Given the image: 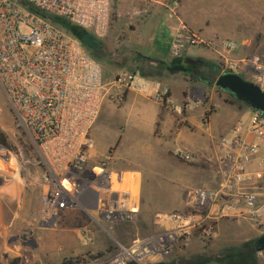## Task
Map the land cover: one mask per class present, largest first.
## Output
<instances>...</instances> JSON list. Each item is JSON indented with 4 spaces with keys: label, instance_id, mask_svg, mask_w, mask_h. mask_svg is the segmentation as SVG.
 <instances>
[{
    "label": "built area",
    "instance_id": "built-area-1",
    "mask_svg": "<svg viewBox=\"0 0 264 264\" xmlns=\"http://www.w3.org/2000/svg\"><path fill=\"white\" fill-rule=\"evenodd\" d=\"M178 7L174 1L171 17L178 18ZM43 14L104 39L110 30L111 0H0V85L18 127L32 136L47 168L42 197L45 223L51 224L64 211H79L111 236L118 226L136 221L140 201L137 179L133 185L127 173L111 169L107 161H91L90 134L104 102H122L126 93H135L148 95L176 114L183 113V106L172 103L169 87L140 72L122 70L113 81L104 82L100 64L80 41ZM187 47L217 51L223 74L248 77L264 91V62L259 56L233 62L236 43L204 40L181 24L171 57L181 59ZM247 132L251 141L243 138L245 127L237 123L222 141L229 151L219 158L223 183L218 191L190 192V211L161 216V233L137 238L129 246L114 241V254L80 264L164 262L177 248H187L196 233L199 239L213 241L214 217L219 215L247 216L264 228V192L229 198L234 187L249 179V165L264 154V112L252 110ZM220 200L227 201L220 206Z\"/></svg>",
    "mask_w": 264,
    "mask_h": 264
},
{
    "label": "rangeland",
    "instance_id": "rangeland-1",
    "mask_svg": "<svg viewBox=\"0 0 264 264\" xmlns=\"http://www.w3.org/2000/svg\"><path fill=\"white\" fill-rule=\"evenodd\" d=\"M204 11L209 16L207 25H212L214 8L207 7ZM176 14H178V9ZM43 15L52 21H57V18L52 15ZM133 16L136 17L128 11L120 12L117 0H111V24L108 35L104 39H96L89 33L91 43L86 44L85 50L100 64L107 81L114 80L122 70L149 74L153 68L142 59L145 57L144 53H156L165 58V52L170 51L175 41L171 27L162 24L155 30L150 45L139 48L136 33L139 24ZM58 22V24L70 26L64 20H58ZM259 25V29H254V23L250 26L249 32L253 37L247 42L250 43L251 48V55L248 57L259 56L262 59L264 57V16L261 17ZM58 28L64 30L60 26ZM191 48H196L198 51L211 50L203 47H187L186 51ZM212 62L205 58L196 59V66H199L202 71L201 77L180 75L186 81L180 103L183 106V112L186 114L201 112L205 127H208L210 118L215 116L219 103L230 104V101H234L229 91H220L215 86L218 75L210 66L214 65ZM218 67L223 69L220 59ZM244 79L249 81L248 77ZM180 83L183 82L180 81ZM186 98L190 100L186 101ZM109 104L111 107L102 116L112 121L110 126L113 125L114 129L122 131L124 127L118 125L116 120L123 111L133 110L135 103L126 93L122 102L110 101ZM232 105L248 109L244 104ZM98 120L99 117L95 125ZM187 128L191 126L187 125ZM0 131L6 136L11 146V149H8L0 145V264H80L89 261L93 257L90 255L92 249L79 242L76 226H89L97 234L96 247L103 248L104 252L97 251L93 259L100 255L108 257L116 252L114 241L128 245L137 238L142 239L159 234L163 230L161 227L163 224L159 219L161 216L188 213L190 211V199L188 198L190 190L201 188L213 191L223 183L219 165V158L222 155L219 151L212 154L209 149L198 151L199 153L175 150L170 148L168 141L162 145L160 150L155 151L154 155L158 157L152 159L149 166L145 165L142 168L144 172L142 176L126 174V178H131L130 182L133 185L136 183L135 179L138 182L140 208L133 224L118 226L110 236L100 227L95 226L86 214L79 211L66 213L67 215L59 213L51 224H47L42 201L46 189L44 177L47 168L43 164V159L32 136L18 127L13 107L1 85ZM170 138L171 136L166 137L167 140ZM116 149L117 147L111 152ZM130 152V150L125 152V157L120 163L130 162ZM146 154L147 152H144L145 156ZM92 159L95 163L106 161L104 157L96 156ZM111 166L113 167L112 164ZM225 201L227 200H220L218 203L221 206ZM215 217L219 218L214 221L217 225L216 238L210 243L209 249L204 250L203 255L211 254V251L215 249L220 251L223 247L237 246L245 241L253 240L248 238V232L254 226L249 220L237 221V219L220 215ZM65 226L71 228L67 229ZM257 228L262 234L264 233V228ZM67 238L72 239L73 247H64L63 241ZM193 243L199 244V249L204 248V245L197 239ZM72 249H77L78 253H69L68 251ZM187 249L191 250V246L183 250L177 248L167 263L190 258L189 250L187 256L183 253ZM195 253L192 256L198 255L199 251ZM259 257L261 263L264 264V253L259 254Z\"/></svg>",
    "mask_w": 264,
    "mask_h": 264
},
{
    "label": "crops",
    "instance_id": "crops-1",
    "mask_svg": "<svg viewBox=\"0 0 264 264\" xmlns=\"http://www.w3.org/2000/svg\"><path fill=\"white\" fill-rule=\"evenodd\" d=\"M173 2L174 0H117V7L120 12L126 13L128 11L136 15V17L133 16L135 17L133 19H136L139 24L136 29L139 48L150 45L154 37L153 34L160 25L164 24L171 27L173 39H176L181 24H184L191 33L198 35L204 40L232 41L236 43L237 48L231 56V61L233 62L240 61L251 55L250 43L247 42L253 36L250 34L249 29L253 23L255 24L254 29L260 28L259 23L261 17L264 16V0H180L178 3V18H175V20H173L174 17L170 16ZM207 7L214 8L212 25H207L209 16L204 11V8ZM172 40L171 42H173ZM191 49H194V51H191ZM191 49L186 51L182 58L177 61L171 57V48L170 51L167 50L165 52V58L160 57L156 53H144L145 55H143L157 61L166 62L171 66L195 62L198 58H205L213 61L212 64L214 65L210 66L214 68L218 77L223 74V71L218 67V60H222L217 51ZM262 61L264 62V57ZM220 66L222 67V65ZM145 78L149 81H158L164 86L169 87L172 103H181L186 85L183 76H180V74L170 75L166 71L153 69L149 73V76H145ZM180 81L183 83L181 84ZM127 95L135 103L134 109L123 111L116 120V123L122 128L124 127V129L122 131L117 128L114 129L113 125L110 126L112 121L110 122L108 118L105 119V116H102L111 107L110 101L106 100L101 108L99 120L90 134L93 145L90 150L91 161L96 156L104 157L108 166L113 170L142 176L144 173L142 168L145 165L149 166V162L158 157L154 155L155 151L160 150L162 145L168 141L170 148L175 150L199 153L198 151L209 149L212 154L215 151H219L223 155L229 151V147L225 146L222 141L231 135L234 125L237 123H241L245 127L243 138L249 141L252 140L247 132L252 116L250 108L244 109L227 102L219 103L215 116L210 118L208 127H205L202 122L201 112L176 114L161 107L148 95L135 93H127ZM187 125H190L191 128H187ZM167 136H171V138L167 140ZM115 147L117 149L111 152ZM128 150L131 151L130 162L127 164L120 163L122 158L125 157V152ZM144 152H147L146 156ZM262 157H264L263 153L249 165V179L231 190L230 200L241 192L258 194L264 192V160H262ZM146 160L147 162H145ZM220 187L217 190L205 191L215 192ZM197 190L204 189L190 190L188 198L190 192ZM216 210L217 208L213 212L215 213ZM69 212L76 211H64L61 214L65 215ZM225 218L237 219V221L249 220L251 222L250 218L243 215H232ZM214 219L218 220L219 218L214 217ZM65 227L67 229L71 228L70 226ZM161 227L163 228V225ZM75 228L79 242L83 246L92 249L90 252L91 256L94 257L97 251L102 252L104 250L103 248L98 249L96 247L97 234L92 231V228H89V226H76ZM260 234H262L261 231L254 225L248 232V238L254 239ZM193 241L189 245V247L191 246V250L187 249L183 251L184 255L187 256L188 250L190 251V254H188L190 256L196 254L195 252L198 251V255H203L204 249H199V244H195ZM63 242L64 247H73L71 238L70 240L67 238ZM130 244L125 246H129ZM68 252L78 253V250L72 249V251L69 250Z\"/></svg>",
    "mask_w": 264,
    "mask_h": 264
},
{
    "label": "trees",
    "instance_id": "trees-1",
    "mask_svg": "<svg viewBox=\"0 0 264 264\" xmlns=\"http://www.w3.org/2000/svg\"><path fill=\"white\" fill-rule=\"evenodd\" d=\"M174 1L179 3L180 0H174ZM58 20L60 21L63 19L57 18V21L53 20L52 22L54 23L55 26L57 27L60 26L61 28L65 30L66 33H68L69 35L79 40L82 46L84 47V49L86 48V44L91 43L89 32L82 30L74 25H71L67 21H66L67 25H70L71 27L66 26L64 24L63 25L58 24L59 23ZM142 59L148 62L154 70H159V71L163 70L169 73L170 75L180 74V75H184L185 77H188V76L195 77L196 75L200 76L202 74V71L199 69V66H196L195 62L177 64V65L171 66L166 62L157 61V60H154L148 57H142ZM142 75L144 77L149 76V74L145 75V73ZM103 80L104 82H107V83L113 81V80L107 81L104 78V76H103ZM219 90L224 91L221 89ZM230 94L234 98V101H230V104H235V103L243 104L239 102L232 93ZM0 145H2L5 148L11 149V146L9 145L6 136L1 131H0ZM213 225H214L215 231H217L216 223L214 222ZM195 236H196V239L199 240V242H201L204 245V248H203L204 250L209 249V245L212 241H207L205 239L197 238L198 233H196ZM255 240L256 239L245 241L237 246L223 247L220 251L214 248L215 250L211 251V254L190 256V258L188 259L183 258L182 259L183 261H181L180 259V262H182V264H262L259 254L256 253L253 248V244ZM100 257L101 255L98 256V258ZM180 262H178L177 260H174L172 262L167 263V260H166L164 262H160L157 264H181ZM148 264H154V263H148Z\"/></svg>",
    "mask_w": 264,
    "mask_h": 264
},
{
    "label": "water",
    "instance_id": "water-1",
    "mask_svg": "<svg viewBox=\"0 0 264 264\" xmlns=\"http://www.w3.org/2000/svg\"><path fill=\"white\" fill-rule=\"evenodd\" d=\"M215 86L221 90L229 91L239 102L251 110L264 112V91L239 74H222L218 77ZM253 248L258 254L264 253V233L255 240Z\"/></svg>",
    "mask_w": 264,
    "mask_h": 264
}]
</instances>
